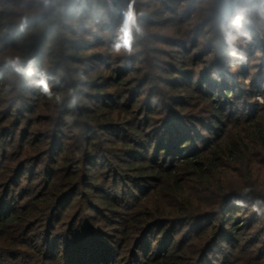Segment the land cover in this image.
<instances>
[{
	"label": "trees",
	"instance_id": "trees-1",
	"mask_svg": "<svg viewBox=\"0 0 264 264\" xmlns=\"http://www.w3.org/2000/svg\"><path fill=\"white\" fill-rule=\"evenodd\" d=\"M170 1L177 2L178 6L173 9V12L177 16L180 15V20L187 21L192 26V29L189 31H179L181 37L188 35V33L191 34V37L187 41L182 40V45L187 44L189 47H192L196 40L198 42L203 39L201 37L206 32L209 35L206 37L207 42L202 52H207V56L212 57L215 53V57L209 63V67L203 70H197L193 75L194 78L196 76L199 77L198 80L200 83L208 78L213 80L204 83L203 87L208 85L207 90L210 91L216 86H224L227 76H237V78H240L244 74L238 73L237 71L239 69L246 72L250 71L249 74L251 73L247 59L245 58L243 60L240 58L250 48L233 45L235 39L228 40V36L226 35V29L228 28H224L220 22V19L223 23L224 21L230 22L229 27L233 28L232 32L237 34V40H240L242 35L248 31L252 35L255 31L257 33L259 30L262 31L259 28L258 16H248L249 7L246 4V2H249L248 0H215L217 5L211 8L212 11L208 16L202 19L198 17L199 11L203 9L199 4L203 2L205 5L209 0H159L158 2L167 3ZM150 2L148 0L147 3H144L146 4L145 6L148 7ZM139 3L135 2V0H116L112 4H108L104 0H0V7H2L0 9V106L4 104V109L0 110V146L7 142L3 139L8 136L12 138L13 129H16V134H21L14 147L11 145L10 148H2L0 150L1 158L6 159L4 164L7 162L4 168L0 166V264H18V260L20 259L23 260V264H112L115 262L114 250L109 244H106L107 242H104L103 238L105 237L103 233L98 232L96 226L91 224V217L87 214L81 221V215L77 219L74 216L71 217L69 228L66 229V233L68 234L66 236V244L62 248L64 250L62 251L64 256L62 255V258L61 256L57 257V251L59 250L58 243H54L55 241H53L52 244L49 241L57 238L56 236L52 237V235L54 234L53 231H56V227L58 228V221L55 222L56 215H51V209L52 205L57 202H59L58 208L61 207L67 199L76 196V194L78 195L79 190L83 187L98 180L89 171L88 166H94L103 157L98 145L92 141L89 133L97 128L107 129L108 132H116L118 128H121L122 125L128 123L135 117L136 111L134 107L136 103L128 107L130 109H125L124 112L121 109L117 110L115 108L116 106L112 107L115 108L114 110L108 105L99 106L105 108L106 111H103V113L100 112L102 110L95 112L96 108L86 107L77 99L80 95L88 96L89 98L93 96L103 97L107 89L103 85L106 83L96 85L95 80L100 78L102 81H109L113 80L119 74L118 70L116 71V69L110 66L113 64V61L115 62L116 58H113L115 55H113V51L108 47L105 49V53L95 52L83 57L84 62L93 60V62H99V66H93L92 64L91 67L93 68L89 70L90 72L96 71V76H91L88 80H82L66 74L61 85H51L54 83L55 78L57 79L61 76L60 72L65 68V55L62 53L64 47L61 50H55V48L48 49V44L50 34L53 35L56 31L65 34V38L68 34H78L77 29L79 25L82 26L83 17L76 11V8H80L84 15L91 12V17L94 18V22H98L99 27L107 31L111 30L114 39V37L117 38L119 36L116 27H124L122 26V19L125 18L126 8H129V5H133L130 11L133 14V18L128 25L132 26L131 28H133L136 35L144 36V25L148 23L146 18L148 16L154 17V11L144 10L141 13L135 11ZM97 9H105L111 15V21H100L101 15L93 14ZM66 10L71 13L68 17L71 16L74 21L76 20L74 23H78V26L76 28L74 27L72 31L69 30L67 23H63L61 21L62 19H57L58 15H66ZM237 17H242L239 23H235ZM160 18L155 20V22H158L157 25L162 22ZM49 20H54L55 23L44 27V24ZM208 26L210 27L206 30ZM27 27L32 28L29 32L17 37L19 32L25 30ZM79 29L84 31V28L79 27ZM86 30L91 32L89 29ZM154 35L158 36L159 39L161 37L165 38L160 33L152 32V36ZM260 36L259 34L258 36L254 35L255 44L257 43L258 45L257 47L262 42L261 39L260 41L257 38H260ZM15 37L17 38L14 39ZM67 38L66 40H69L68 50L71 51L68 54L72 56L71 58H76L72 55V52H76L78 48L82 50L87 49L85 43L89 39L72 40ZM179 38L170 37L167 41L169 43H175L178 42L177 40ZM110 41L112 40H109L108 43ZM255 44H253V48L256 46ZM262 48L264 49V47ZM149 57L147 56V58ZM45 58L47 59L45 60ZM125 58L130 57L127 55L121 56V59L124 61L127 60ZM133 59L134 56L128 61H132ZM48 60L51 64L53 63L50 67L46 66ZM232 62L237 65L235 68L238 69L230 72ZM216 63L218 64L216 65ZM41 66L44 67V70ZM34 67L35 71L32 70ZM150 67L149 69L152 71V75H145L148 81H151V78L155 75L154 68L151 65ZM123 70L120 71L126 76L127 71L125 70L123 72ZM77 72L81 71L78 69ZM176 72L183 74L186 71L179 70ZM261 73H263V68H258L255 75L257 76V74ZM124 76L118 85L124 84ZM243 76H246V74ZM42 78H44V91L39 93L37 97H34L33 92H36L40 87L38 80L42 81ZM176 79V76H172L171 73V77L167 81L174 82ZM85 88L91 89L93 93L85 91ZM114 91V96H116L118 91L117 89H114ZM240 93L237 94L241 96L242 100L244 94ZM225 94L227 98H232L235 95L233 89L230 87L225 88ZM262 95L264 96V89L262 90ZM64 98H67V100L63 105ZM211 98L213 97L211 96ZM34 100H36L35 104ZM100 100L101 102L103 101L102 98ZM204 100L207 101L206 99ZM8 102H12L13 104L6 107ZM19 104L27 109L26 112L34 113L36 110L40 112L38 117H41V119L36 123L38 127L33 132V136L36 137L40 134V139L36 140L35 137L31 141L30 146H26V140L32 135H29L27 130L24 132L29 124L30 118H24L21 115L22 110L17 109ZM102 104H105V102ZM165 104L168 107L167 111H169L170 105L167 102ZM256 104H258V108L263 106L259 103ZM37 105L39 108L36 109ZM32 106L34 107L32 108ZM117 106L121 105L118 104ZM150 110V105L147 108L144 107L141 114L142 117L146 115V119L151 120L152 112ZM48 113L51 114L47 115ZM72 115L75 117L72 122L65 121L68 116ZM42 116L46 119L44 120ZM175 116H177L175 113H171V115L165 113V116L158 120L159 123L155 127L157 128L159 126L163 128L164 135H166L156 143V146L159 147V152L156 153V156H161V151L164 155L160 157L161 163H158L156 167L154 166L157 162L155 159L152 160V168L154 167L152 178L163 188L165 192L164 197L167 202L159 200L150 209L149 207L146 208V200L142 203V198L137 199L138 205L135 212L140 208L139 213L142 216L140 217L142 218L141 222H138L136 227H125L120 232L121 241H124L123 247L130 246L131 250L133 249L134 251L142 246L144 236L139 235L146 229V235L148 236L150 233L153 234L158 226L171 227L163 239L166 240V243L171 242L170 245L167 244L165 247V254L154 257L152 261L145 262L144 264H202L205 262L206 255L212 252L211 247L215 245L214 241L218 232L220 234L216 240L221 238V236L226 237L227 235L229 237L228 233H225L226 229L218 230L215 225L207 224V222L210 220L214 222L217 218L222 220L225 217V226H235L238 223V219L235 217V208L233 207H237V211H235L238 213L241 203L255 207L256 211L259 210L257 208H264V187H256V185H259L257 182L259 177L257 176L256 179L253 178L255 173H253V168L249 164L250 158L252 159L253 155H258V153L264 154V125H260L259 121L262 117H254V119L252 118L253 120H250L251 118L246 120L242 119L240 120L244 124V126H240L242 130L237 133L235 132L232 138L229 136L226 141L221 140L210 143L207 139H203L201 145L193 147V153H189L187 151H190L188 148H190L189 145L192 141L186 135L191 128L195 127L193 125L190 128L183 127L178 129L180 124L176 121ZM23 119L26 120L25 128L24 126L19 127L23 125ZM71 123L78 125L79 135L77 138L82 142L83 146L77 151L74 158H69L66 151H64V144L61 142L64 138L63 128L67 125H72ZM174 125L177 127H174ZM134 133L140 137L144 136V131L139 129V127L134 129ZM45 134L49 136V141L47 140V142L41 143V138L46 137ZM10 141H13V139H10ZM180 150L182 153H180ZM170 160L171 163L166 164ZM227 163H234L243 169L249 168L250 177L248 181L250 183L247 184V188L235 191L228 190L222 183L218 184V186L211 183L214 172ZM70 167L74 168V170H72L73 173L71 171L69 172L68 177L59 178V175L55 176L56 170L64 171L66 174ZM37 168H42L40 171L43 180L50 174L49 172L54 175L51 178L53 177L52 179H54L55 184L52 182L54 184L52 185V191L50 195L48 194L47 199H44L45 201L43 203L39 199L38 193L36 195L32 194V189L35 188V173H32V171H35ZM28 175L30 176L28 177ZM25 176L28 177L27 181L24 180ZM250 179H254L255 181H251ZM194 182L200 188L205 186L217 188L219 194L217 193L216 195H219V197L215 201L216 203L208 205L207 210L209 211L207 212H204V210L199 209V206H196L197 200L194 199V195L187 194L185 189L186 184ZM15 185L18 186L19 193L12 190V186ZM152 188V192L154 193L155 189L153 186ZM74 190V195L70 196L69 192ZM159 193L160 191L157 194ZM16 195L19 198V210H14L9 205L11 197L13 199ZM153 195L155 196V193ZM144 196L148 198L147 193ZM88 202L85 201V204L88 205ZM111 203L113 204L112 201ZM81 205L84 204L81 203ZM80 207L83 208V211L85 210L84 206ZM129 207L131 205L128 204L127 209ZM31 209L32 211H30ZM46 209H49V211L47 212ZM88 210L92 211L94 209L88 207ZM130 213L132 212L130 211ZM223 215L225 216L223 217ZM41 223L42 226H40ZM188 223L191 225L194 224V226L199 228V235L194 236L192 234L195 238H191V233H189L188 237L185 235L187 239L183 235L178 242V247L172 250L171 247L174 246L176 240L175 227H186L189 226L187 225ZM205 224L208 227H205ZM35 226L40 231L36 229L37 232L33 231ZM188 228L190 229L191 227ZM132 230H135L134 233H132ZM25 231L28 234H24ZM36 233H39L43 238L47 237V240L45 239L41 243L45 244V248H42V246L40 248L36 247L33 243L37 240ZM132 234H136V236L134 235V238H131L133 237ZM204 238L206 241L202 242ZM187 241L191 247L193 246L192 249L188 247L189 244L186 243ZM199 242L202 243L201 246L198 244ZM194 244L196 245L194 246ZM161 250H163L162 247ZM241 254V249L239 248L238 253L233 256V260H224L222 264H235L233 261L239 259L241 260L237 264H264V252L257 255V261L250 260L251 262H246ZM129 264L135 263L130 262Z\"/></svg>",
	"mask_w": 264,
	"mask_h": 264
},
{
	"label": "rangeland",
	"instance_id": "rangeland-1",
	"mask_svg": "<svg viewBox=\"0 0 264 264\" xmlns=\"http://www.w3.org/2000/svg\"><path fill=\"white\" fill-rule=\"evenodd\" d=\"M113 1L116 0H104V2H107L108 4H112ZM147 1L148 0H135V2H140L137 4L135 11H138L139 13L144 10L154 11V17L148 16L146 18L148 20V23L144 25V33L145 35L148 34L146 36L136 35L133 28H131L132 26L128 25L133 18V14L130 12L133 5H129V8H126L125 18L122 19V26L124 27H116L118 29L119 36H117V38L114 37V39L113 32L111 30L107 31L99 27L98 22H94V18L91 17V12L84 15L80 8H76V11H78V13L83 17L82 26L79 25V27L84 28V31L78 27V34H68L67 37L72 40L86 38L89 39V41L85 43V45H87L86 50L78 48L76 52H72V55L76 57L74 59L71 58L72 56L70 54H68L71 51L68 50L69 40H66L67 37L65 38V34L56 31L53 35L50 34L49 36L48 49L55 48V50H61L62 47H64L62 53L65 55V68L61 70V76L57 79L55 78L53 81L54 83L51 85H61L64 81V75L66 74H70L71 76H75L76 78L82 80H88L91 76H96V71L90 72L89 70L93 68L91 67L92 64L93 66H99V62H93L94 60L84 62L85 60L83 57L95 52L105 53V49L108 47L111 51H113V55H115L113 58H116L115 62L113 61V64L110 66L113 69H116V71L118 70L119 74L116 75L113 80L102 81L100 78L95 80L96 85L106 83L103 85L107 87L105 90L106 94L103 95V97L93 96L89 98L88 96L85 97L80 95L77 99L80 100L81 104L86 107H94L93 109L96 108L95 112L98 110H102L100 112L106 111L104 107H99L106 105L110 108L116 106L115 108L117 110L121 109L124 112L125 109H130L128 107H131L132 104L136 103L134 107V110L136 111L135 117H133L128 123L122 125L121 128H118L116 132H108L107 129L97 128L89 133L92 141L98 145L99 151L103 157V159L101 158L97 164H93L94 166H88L89 171L93 173L98 180L83 187L79 190V194H76V196H72L74 195L75 190L69 192L72 197L63 202L61 207L58 208L59 202L52 205L51 215H56L55 222L58 221V228L56 227V231L54 230V234L52 235V237L56 236L57 238L49 241H51L52 244L53 241H55L54 243H58L59 250L57 251V257L61 256L62 258V255L64 256L62 252L64 250L62 248L65 247L66 244V236L68 235L66 233V229L69 228V221L71 220V217L74 216V218L77 219L79 218V215H81V221L86 217V214L91 217V224L96 226L98 232L103 233V236L105 237L103 238L104 242H107L106 244H109L114 250L115 262L112 264H129L130 262H134L135 264H144L145 262L152 261V258L154 257L165 254V247L167 244L170 245L171 242L166 243V240L163 239L171 227L158 226L153 234L150 233L148 236L146 235V229L141 235H139L144 236L142 246L134 251L133 249L131 250L130 246L123 247L124 241H121L120 235V232L123 231L125 227H136V224L141 222L142 218L140 217L142 216L140 215L141 213H139L140 208H138V211L135 212L138 205L137 199L139 200V198H142V203L146 200V208L149 207L150 209H152V205H155L159 200L167 202L164 197L165 192L163 191V188H161L152 178L154 167L158 166V163H161L160 157L164 155L161 151V156H156V153L159 152V147L156 146V143L166 134L164 135L165 132L163 131V128L159 126L157 128L155 127L159 123L158 120L165 116V113L168 115L175 113L177 115L175 116V119L180 124L178 129L183 127L190 128V126L194 125L195 128H191L186 135V137H190L192 141L189 145L190 148H188L190 151H187L189 153H193V147L201 145L203 139H207L210 143L221 140L226 141L229 136L232 138L235 135V132L237 133L242 130L240 128V126H244V124L240 121L242 119L246 120L251 118L250 120H253L254 117H262L259 121L260 125H264V96L262 95V90L264 89V49L262 48L264 47V0H248L249 2H246L249 7L248 16H258L259 28L263 31V33L259 30L258 33L255 31L252 35L248 31L242 35L240 40H237V34L232 32L233 28L229 27L230 22L224 21L223 23L220 19L224 28H228L226 29L228 40L235 39L233 45L242 48H250V50L245 52L244 56L240 58L243 60L245 58L247 59V62L250 65L251 73L249 74L250 71L246 72L239 69L237 72L244 73L246 76H243L244 74L241 75L240 78H237V76H227L224 86H216L210 91L207 90L208 85L203 87L204 83L211 80L210 78L200 83L198 80L199 77L196 76L194 78L193 76L195 71L203 70L206 67H209V63L213 60V57H215V53L212 57L207 56V52H202V49L207 42L206 37L209 36L207 32L205 33L206 36L203 34L204 36L201 37V39H203L198 42L196 40L192 47H189L187 44L182 45V40L187 41L191 37V34L188 33V35L181 37L179 31H189L192 29V26H190L189 22L180 20V15L177 16V14L173 12V9L178 6L177 2L170 1L167 3H159V0H149L151 2L148 4V7H146V4L144 3H147ZM200 5L203 9L199 11L198 17L199 19H202L210 14L212 11L211 8L215 7L217 2L215 0H209L207 4L204 5V3L201 2L199 6ZM1 8L2 7H0V9ZM69 14L71 13L66 10V15H58L57 19H62L61 21L63 23H67L69 30L72 31L74 27L76 28V26H78V23H74L76 20L74 21L71 16L68 17ZM93 14L101 15L100 21H111V15L108 14L105 9H97L93 12ZM159 18L162 22L157 25L158 22H155V20ZM140 19L142 18L140 17ZM51 23H55L54 20H49L44 24V27H48ZM209 27L210 26H208L206 30H208ZM31 28L32 27H27L25 30L19 32L17 37L29 32ZM86 29H89L91 32H88ZM152 32L158 34L160 33L165 36V38L161 37L159 39L156 35L152 36ZM258 34L259 36L261 35L260 38L257 37L258 40H262L259 47H257V43L255 44L254 39V35L258 36ZM170 37L180 38L177 40L178 42L169 43L167 39ZM109 40L112 41L108 43ZM177 43H179V45H177ZM253 44L256 45L254 48ZM124 55H127L130 58L134 56V59L132 61H128L130 58H125L127 60L124 61L121 59V56ZM147 56H150V59L147 58ZM46 59L47 58H45V60ZM46 63L47 67H50V65L53 64H51L49 60ZM217 64L218 63H216V65ZM150 65L154 68L155 75H153L151 81H148L146 80L147 76L145 75H152V71L149 69L151 68ZM235 67H237V65L232 62L230 65V72L235 71L234 69H238ZM41 68L44 70V67L41 66ZM258 68H263V73L257 74L256 76L255 73ZM78 69L81 72H77ZM122 69H124L123 72L125 70L127 71V74H125L126 76L121 73L122 71L120 70ZM32 70L35 71V67ZM179 70H184L186 72L183 74L176 72ZM171 73L172 76L174 75V77L176 76L177 78L174 82L167 81L171 77ZM123 76L125 78L124 84L118 85ZM43 80L44 78H42V81L38 80L40 87L36 92H33L34 97H37L39 93L44 91L45 86L43 84ZM195 87L197 88L195 89ZM227 87L233 89L235 93L234 97H226L225 88ZM114 89H117L118 91L116 96H114ZM85 91L93 93V91L88 88H85ZM240 92L244 94L242 100L241 96L237 94ZM208 94H210V96H208ZM211 96L213 98H211ZM100 98L103 99L102 102ZM63 100L64 103L62 104L64 105L67 98H64ZM35 101L36 100H34V104ZM104 102L105 104H102ZM166 102L170 105L169 111H167L168 107L165 104ZM256 103L263 105V109L261 106L258 108V104ZM12 104V102H8L6 107ZM116 104L121 106H117ZM149 105L151 106L150 111L152 112V119L150 118L151 120L146 119V115L144 117L141 115L144 107L147 108ZM33 107L34 106H32V108ZM37 108H39L38 105L36 106V109ZM115 108H112V110ZM3 109L4 104L0 106V110ZM17 109L22 110L21 115L24 118H30L29 124L26 128V120L24 119L23 125H18L19 127L24 126V132L27 130L29 135H32L26 140V146H30L31 141H33L36 137L33 136V132H35L34 129L38 127L36 126V123L41 119V117H38L40 112L37 110L34 113L26 112L27 109L20 104L17 106ZM50 114L51 113H48L47 115ZM43 116L42 118H44ZM74 118L75 117L73 115L68 116L65 121L72 122ZM45 119L46 118H44V120ZM233 122L234 124H232ZM71 124L72 125H67L63 128L64 138L61 142L64 144V151H66L69 158H74L77 151L83 146L82 142L77 138L79 135L78 125L75 123ZM175 125L174 127H177ZM138 127L144 131V136L140 137L135 135L134 129H137ZM16 132V129H13V136L11 135L12 138L8 136L3 139L7 142L0 146V150H2V148H10L11 145L14 147L17 144V139H19L21 134H16ZM10 139H13V141H10ZM37 139H40V134L36 137V140ZM48 139V135H46L45 138L42 137L41 143L47 142ZM180 153H182L181 150ZM193 155L196 156L195 154ZM107 159L109 160L106 161ZM153 159H155L157 163L152 168ZM5 161L6 159L1 158L0 156V166L3 168L7 164V162L4 164ZM169 163H171V160L166 164ZM249 164L250 167L253 168V173H255L253 178L256 179L257 176L259 177L257 179L259 185H256V187H264V154L258 153V155H253L252 159L250 158ZM41 169L42 168H37L35 171H32V173H35V188L32 189V194L36 195L38 193L39 199H41V202L43 203L45 201L44 199H47L48 194L50 195L53 188L52 185L55 184V181H53V177L51 178L53 175L51 172H49L50 176L48 175L43 180V176L40 171ZM68 170L66 174L64 171L56 170L57 172L55 176L59 175V178H66L68 177L70 171L73 173L72 170H74V168L70 167ZM29 176L30 175H28V177ZM28 177L25 176L24 180L27 181ZM249 177V168L243 169L241 166H237L234 163H227L226 165L219 167L214 172L211 183H214L217 186L222 183V185L228 190L239 191L240 189L247 188V184L250 183V181H248ZM254 179L250 180L255 181ZM52 182L54 184H52ZM152 186L155 189V196L152 192ZM207 187L208 186L200 188L195 182L186 184L185 187L187 194L195 196L194 199L197 200L196 206H199V209L204 210V212L209 211L207 210L209 207L208 205L216 203L215 201H217V198L219 197V195H216L218 193L217 188ZM17 188V185L12 186V190L19 193V189ZM158 191H160L159 194H157ZM145 193H147L148 198L144 196ZM85 201H89L88 205L85 204ZM111 201L115 204V207L112 206L113 204ZM81 203L84 205H81ZM128 204L131 205L129 209H127ZM9 205L12 206V209L14 210L20 209L19 198L17 195L16 197H13V199L11 197ZM80 206H84L85 210L83 211V208ZM87 206L89 208H93L94 210L89 211ZM233 208H235V217L238 219V223H236L235 226H225V215H223L224 219L222 220L217 218L214 222H212V220L209 221L211 223L207 222V224L215 225L218 230L226 229L225 233H228L229 237L231 235L232 236L230 239H228L229 237H227V235L226 237L221 236V238L216 240L220 234V232H218L214 241L215 245L213 244L214 246L211 247L212 252H209L206 255L205 262L202 264H222V261L224 260H233V256L238 253L239 248L241 249L242 258H244L246 262H251L250 260L257 261V255L264 252V208H257L259 210L256 211L255 207L247 206L244 203L240 204L239 213L236 212L237 207ZM46 210L47 212L49 211V209ZM30 211H32V209ZM130 211L132 213H130ZM189 223L187 224L189 226L186 227H175L176 240L174 246L171 247L172 250L178 247V242L183 235L184 237H188L189 233H191V238H195L192 234L194 236L199 235V228L194 226V224L191 225ZM40 226H42V223ZM188 227L191 228L189 229ZM205 227L208 226L205 224ZM35 229H38L37 226H35L33 231H36ZM37 231H40V229ZM134 231L135 230H132V233H134ZM25 233L28 234L26 231L24 234ZM39 233H36L37 240L33 243L36 247L40 248L42 246V248H45V244L41 243H43L42 241L45 239L47 240V237L45 236L46 238H43V236ZM134 235L136 236V234ZM134 235L132 234L133 237L131 238H134ZM203 241H206V239L204 238L202 242ZM186 243L189 244L188 241ZM196 244H194V246ZM198 244L201 246L202 243L199 242ZM161 247L163 250H161ZM188 247L190 249L193 248L190 244ZM236 247L238 248L236 249ZM201 252L203 253L202 250ZM91 254H93V252H91ZM224 256L226 257L224 258ZM131 259L132 261H130ZM239 260L233 261V263L237 264ZM18 264H23V260H18Z\"/></svg>",
	"mask_w": 264,
	"mask_h": 264
},
{
	"label": "clouds",
	"instance_id": "clouds-1",
	"mask_svg": "<svg viewBox=\"0 0 264 264\" xmlns=\"http://www.w3.org/2000/svg\"><path fill=\"white\" fill-rule=\"evenodd\" d=\"M242 17H237V20L235 21V23H239V20L241 19Z\"/></svg>",
	"mask_w": 264,
	"mask_h": 264
}]
</instances>
